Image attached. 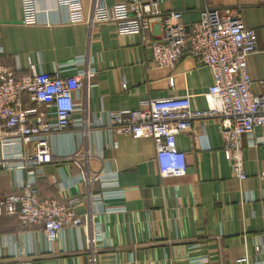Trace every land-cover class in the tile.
I'll return each instance as SVG.
<instances>
[{
    "label": "crops",
    "instance_id": "0c3cea01",
    "mask_svg": "<svg viewBox=\"0 0 264 264\" xmlns=\"http://www.w3.org/2000/svg\"><path fill=\"white\" fill-rule=\"evenodd\" d=\"M82 1L81 11L68 14L53 11L55 0H36L38 24L25 27L22 0H0V64L15 67L18 62L20 75L28 72V59L38 72H52L84 57L82 70L96 72L75 96L79 109L71 128L50 138L53 161L38 179L40 198L73 205L84 224L66 228L50 247L39 227L0 215V264H194L203 259L206 264H264V253L256 252L264 234V143L245 142L247 179L240 181L226 159L219 119L197 120L192 132L177 138L187 174L162 178L152 138L110 134L108 127L110 113L136 109L143 100L191 96L194 109H207L213 84L208 67L188 53L171 68L151 64L144 37L161 40L163 18L171 12H181L191 27L206 7L244 6V24L258 37L257 49L248 57L252 92L264 96V0H157L163 15L145 34L133 36H120L111 23L87 25L96 0ZM76 73L68 70L63 76ZM255 134L264 138V128ZM2 150L0 143V158ZM78 152L82 158H68ZM82 164L89 174L117 175L125 198L106 202L116 212L95 213L90 196L101 188L80 182ZM21 177L20 170L0 166V200L19 192ZM97 226L104 238L92 249Z\"/></svg>",
    "mask_w": 264,
    "mask_h": 264
},
{
    "label": "built area",
    "instance_id": "2783aa9c",
    "mask_svg": "<svg viewBox=\"0 0 264 264\" xmlns=\"http://www.w3.org/2000/svg\"><path fill=\"white\" fill-rule=\"evenodd\" d=\"M22 9L23 26L37 25L40 10L36 0H22ZM61 9L68 14L79 12L83 1L55 0L53 11ZM244 11L241 5L206 7L200 21L191 27L184 24L181 12H171L163 18L165 34L161 40L149 42L144 37L152 53V66L171 68L188 53L200 65L208 67L213 76L205 110L194 109L191 96H184L143 100L136 109L109 114L110 134L153 139L162 178H180L187 174L186 154L178 150V136L192 132L197 120L217 118L232 173L240 181L247 179L245 142L248 146L264 143V138L255 134L256 128H264V96L252 92L248 57L256 51L258 37L255 30L246 28ZM162 15L157 0H115L113 6L96 0L86 24L92 27L111 23L120 36L143 35L155 17ZM86 62V58L78 57L52 72H38L28 59V72L20 75L18 62L15 67L0 64V143L3 147L0 166L22 173L17 182L19 192L0 200V215L16 217L24 226L39 227L50 247L66 228L79 229L84 224L73 205L54 197L41 199L38 179L44 176V166L53 161L50 138L71 128L73 115L79 109L75 96L85 80L96 75L95 71L82 70ZM68 70L77 73L64 77L63 73ZM174 84L171 79L170 85ZM122 88L127 89L126 82ZM75 125L82 127L81 123ZM115 146L116 142L112 141L111 147ZM79 155L80 152L68 158H82ZM82 166L80 182L91 187L99 184L101 188L99 193L90 196L95 213L116 212L118 208L107 206L106 202L125 198L117 175L89 174L85 165ZM103 238L102 229L97 226L90 241L92 249ZM256 252L264 253V234ZM206 263L203 259L194 264Z\"/></svg>",
    "mask_w": 264,
    "mask_h": 264
},
{
    "label": "trees",
    "instance_id": "16d2710c",
    "mask_svg": "<svg viewBox=\"0 0 264 264\" xmlns=\"http://www.w3.org/2000/svg\"><path fill=\"white\" fill-rule=\"evenodd\" d=\"M0 130H2V128H0ZM42 199V198H41Z\"/></svg>",
    "mask_w": 264,
    "mask_h": 264
}]
</instances>
